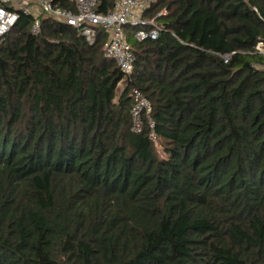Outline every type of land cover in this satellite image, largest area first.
I'll list each match as a JSON object with an SVG mask.
<instances>
[{
	"label": "trees",
	"instance_id": "obj_1",
	"mask_svg": "<svg viewBox=\"0 0 264 264\" xmlns=\"http://www.w3.org/2000/svg\"><path fill=\"white\" fill-rule=\"evenodd\" d=\"M147 12L131 74L100 26L21 12L0 41V264H264V0Z\"/></svg>",
	"mask_w": 264,
	"mask_h": 264
},
{
	"label": "built area",
	"instance_id": "obj_2",
	"mask_svg": "<svg viewBox=\"0 0 264 264\" xmlns=\"http://www.w3.org/2000/svg\"><path fill=\"white\" fill-rule=\"evenodd\" d=\"M75 9L62 7L54 0H0V41H3L9 31L16 25L21 12H34L38 9V16L32 23V32L38 33L41 29L39 14L53 15L74 26L77 31L93 42L96 37V27L100 26L108 32V39L104 45V54L116 61L120 69L131 74L134 68L135 52L127 40L125 26L138 27L134 31L137 40L157 39L161 32V24L157 16L166 13V9L157 13V16H146L148 8L157 0H116L114 7L106 13L99 12L101 0H70ZM256 50L264 56V39L256 44ZM229 55H225L228 60ZM134 105L131 109L133 129L137 132L143 129L144 116L149 118L151 127L154 121L150 118L152 110L149 99L138 89L132 88ZM151 136H155L151 132Z\"/></svg>",
	"mask_w": 264,
	"mask_h": 264
},
{
	"label": "rangeland",
	"instance_id": "obj_3",
	"mask_svg": "<svg viewBox=\"0 0 264 264\" xmlns=\"http://www.w3.org/2000/svg\"><path fill=\"white\" fill-rule=\"evenodd\" d=\"M33 11H34V13H35V12L38 11V9H37L36 7H33ZM158 150H159V152H160L161 154H164L163 151H162V148H161V145H160V144H158Z\"/></svg>",
	"mask_w": 264,
	"mask_h": 264
}]
</instances>
